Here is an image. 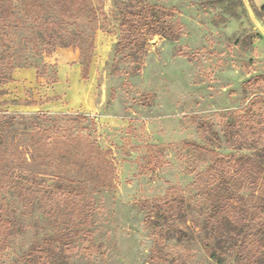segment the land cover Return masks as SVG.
<instances>
[{
  "label": "rangeland",
  "instance_id": "obj_1",
  "mask_svg": "<svg viewBox=\"0 0 264 264\" xmlns=\"http://www.w3.org/2000/svg\"><path fill=\"white\" fill-rule=\"evenodd\" d=\"M140 1L173 9L182 30L152 37L136 56L117 46L128 0H92L88 108L49 113L34 92L11 99L0 86V148L17 161L0 175V264H264L263 249L226 241V222L206 229L203 184L216 158L264 162V0ZM42 44V29L20 12L0 25V81L29 67L44 85L54 81ZM37 132L76 137L62 147V169L31 163ZM90 142L110 152L112 189L87 182L97 172L66 165L74 157L104 171Z\"/></svg>",
  "mask_w": 264,
  "mask_h": 264
},
{
  "label": "trees",
  "instance_id": "obj_2",
  "mask_svg": "<svg viewBox=\"0 0 264 264\" xmlns=\"http://www.w3.org/2000/svg\"><path fill=\"white\" fill-rule=\"evenodd\" d=\"M119 9L117 46L128 49L136 56L144 52L152 37L158 35L173 40L182 30L179 21L174 19V10L171 8L140 0H128ZM19 12L29 22L42 29V48H46L48 54L56 48L78 50L82 79L86 80L94 51V35L99 22V15L92 0H0V25L6 24ZM29 43L34 54H39L37 39L33 38ZM7 82L9 81L6 79L0 81V86ZM32 138L31 163H36L42 173H46L47 166L62 169L61 164L66 159L62 147L65 148L76 141V137L42 138L39 132L33 134ZM84 147L88 156L92 153L102 160L105 170H83L84 167L78 165L74 157L68 160L66 165L78 166L83 175L90 171L91 174L93 171L97 172V177L86 178L87 182L97 188L112 189L110 179L115 178V168L107 160L110 152L106 149L100 150L91 142L86 143ZM10 156H12L10 151L7 154L0 148V175L4 171L10 173L16 168L17 161H11ZM256 156L238 160L216 158L207 175L203 177V184L208 192L210 191L206 200L209 208L205 218L206 229L210 227L209 232L216 233V224L226 222L229 225L226 241L244 244L246 249L259 256L260 250H264V162ZM107 176L110 179L106 178ZM205 247L208 248V244ZM216 255L215 252H211L209 257L221 263V257L219 259Z\"/></svg>",
  "mask_w": 264,
  "mask_h": 264
},
{
  "label": "crops",
  "instance_id": "obj_3",
  "mask_svg": "<svg viewBox=\"0 0 264 264\" xmlns=\"http://www.w3.org/2000/svg\"><path fill=\"white\" fill-rule=\"evenodd\" d=\"M46 63L54 66V81L44 85L48 80L47 76H38L35 68H17L12 74L11 81L5 85L7 89L5 96L21 99L25 96V91L30 90L34 92L32 95L34 98L44 101L37 103L38 109L48 110L49 113L77 112L85 109L84 107L88 108L91 95L90 91L81 85L82 66L78 50L56 48L46 58ZM36 89L40 91L36 92Z\"/></svg>",
  "mask_w": 264,
  "mask_h": 264
}]
</instances>
